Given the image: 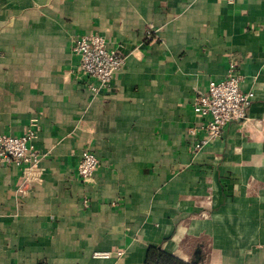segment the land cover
Segmentation results:
<instances>
[{"label":"crops","instance_id":"1","mask_svg":"<svg viewBox=\"0 0 264 264\" xmlns=\"http://www.w3.org/2000/svg\"><path fill=\"white\" fill-rule=\"evenodd\" d=\"M91 33L123 56L94 92L72 51ZM231 59L253 98L195 150V97ZM32 118L37 165L0 162V264H143L150 245L264 264V0H0V133Z\"/></svg>","mask_w":264,"mask_h":264},{"label":"built area","instance_id":"2","mask_svg":"<svg viewBox=\"0 0 264 264\" xmlns=\"http://www.w3.org/2000/svg\"><path fill=\"white\" fill-rule=\"evenodd\" d=\"M153 26H147L145 35L153 36ZM72 51L78 57L77 68L87 78L89 88L94 92L100 86H107L114 73L123 64V56L117 48L109 47L106 38L99 33L77 36L73 40ZM240 75L236 62L231 59L226 73L218 79H210L204 92L195 97L193 108L203 119L200 131L194 127L190 133L196 136L193 148L198 150L207 142L220 137L224 127L232 120L246 115L247 107L253 98L252 91H243L240 87ZM37 119L32 118L31 127L19 134L0 133V162H14L19 166L33 167L41 158L35 146ZM199 131V132H197ZM99 165V159L93 150L86 147L81 150L77 164V173L83 181H90ZM122 251H116L121 254ZM94 257L110 258V251H96Z\"/></svg>","mask_w":264,"mask_h":264},{"label":"trees","instance_id":"3","mask_svg":"<svg viewBox=\"0 0 264 264\" xmlns=\"http://www.w3.org/2000/svg\"><path fill=\"white\" fill-rule=\"evenodd\" d=\"M143 264H202L200 262L185 261L178 256L162 249L160 246L150 245L146 248Z\"/></svg>","mask_w":264,"mask_h":264}]
</instances>
